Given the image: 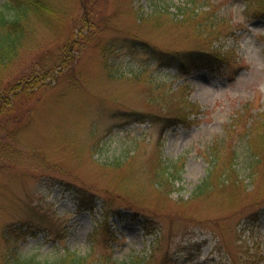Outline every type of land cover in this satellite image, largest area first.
Returning <instances> with one entry per match:
<instances>
[{"label":"rangeland","instance_id":"1","mask_svg":"<svg viewBox=\"0 0 264 264\" xmlns=\"http://www.w3.org/2000/svg\"><path fill=\"white\" fill-rule=\"evenodd\" d=\"M56 1L69 10L67 25L57 32L33 23L34 48L22 51L15 78L40 60L59 62L61 47L91 16L84 0ZM98 1L107 52L86 42L50 86L0 115V156L7 155L0 157V264H11L14 255L54 262L68 251L87 264L111 255L120 263L246 264L249 249L264 242V160L252 178L248 142L258 132L248 126L264 113V20L257 17L264 0H196L190 26L183 24L185 0ZM209 16L224 20L220 36L212 44L206 31L191 38L192 25ZM133 35L161 49L231 48V63L182 77ZM184 97L202 106L200 114L192 115V126L160 137L156 116L170 115ZM117 159L124 161L118 169ZM158 159L164 167L183 164L174 186L154 184ZM232 163L243 180L236 203L233 188L193 197L211 171L221 175ZM78 196L96 200L95 210L79 206ZM107 201L119 218L106 219ZM8 225L25 227L16 248L5 243Z\"/></svg>","mask_w":264,"mask_h":264},{"label":"trees","instance_id":"2","mask_svg":"<svg viewBox=\"0 0 264 264\" xmlns=\"http://www.w3.org/2000/svg\"><path fill=\"white\" fill-rule=\"evenodd\" d=\"M196 0H185L180 3L184 6L183 14L186 15L184 21L190 26L195 24L194 17L190 16L195 12L196 7L194 4ZM86 5L87 14L91 15L83 19V30L75 33L67 43L61 47L62 57L60 61L55 63L53 66H47L38 61L35 63V67H32L30 73L24 74L20 78H15L12 67L19 60L22 51L29 46V49H33L34 42L30 41L33 39L32 36L33 23L40 22V24L51 27L54 31L63 30L67 25L70 17L68 8L62 5L61 2L56 0H5V2L0 6V115L9 112H14L16 108V103L20 100H29L37 92L50 86V83L54 80L65 69L69 68L71 64L76 61L77 50H80L82 45L86 42L94 43L95 47H100V50L105 49L107 52L108 48L111 46L109 40L101 45L103 39L102 35V24L97 22L100 20L99 15V1L98 0H84ZM260 5L264 7V1L260 2ZM158 12L154 11V14L148 15L157 16ZM141 17V16H140ZM258 18L264 20V8L259 10ZM148 18V17H146ZM143 18L142 19H146ZM220 20V21H219ZM224 20L217 19L212 21L211 17H207L204 21L199 22V25L195 27L192 25L193 29L190 32V37L193 39L201 38L204 31L209 33L210 42L214 38H218L222 32V22ZM107 25L109 30H117V27L111 23H103ZM206 28V29H205ZM134 36V35H133ZM131 38V39H130ZM129 39L133 42H138L139 45L143 46L145 50L148 48V54H150L154 60L165 65L168 68H175L179 75L186 76L189 75L193 70H199L201 68H206L209 72L215 73L218 70H224L231 63L230 55L232 49L228 51H223L222 47H214L212 45L211 49L202 50H178L173 48L161 49V47L149 46V42L142 38L134 36ZM212 44V42H211ZM104 51V50H103ZM65 68V69H62ZM137 77V76H136ZM50 80L51 82H48ZM181 90L185 91L187 94L186 84L181 87ZM188 95V94H187ZM202 106L193 102L189 97L181 98L177 102L174 109H168L170 112L167 115L156 116L157 122L162 125V133L160 137H163L164 132L169 128H176L179 126L190 127L195 122L192 119V115H199ZM198 118V116L196 117ZM249 129H257L256 135H250L248 138L249 142V163L250 169H252L251 177L255 178L258 173V168L260 163L264 160V113L255 116L253 122L248 126ZM5 129L4 124L0 119V133ZM162 143V140L159 141ZM251 153V154H250ZM0 157H7L3 153ZM238 158V157H237ZM128 158H126L127 160ZM231 159V158H230ZM239 159V158H238ZM125 160V161H126ZM232 160V159H231ZM229 161L230 163L232 161ZM121 159H117L113 162L115 168L121 167ZM159 165L155 172V185L158 187L169 184L174 186V182L177 181V175L181 177L183 164L177 161H169L168 167H164V163L161 161L157 162ZM235 163H232L227 168L224 169L221 175H207L201 183L196 187L193 193L194 198H209L212 194H224L226 189H230L234 192L232 200L234 203L239 199V191L242 186L243 180L239 177V172L235 169ZM237 170V172H236ZM79 206H83L85 210L94 211L95 201H88L83 196H78ZM111 202V201H110ZM94 204V205H93ZM93 205V206H92ZM109 201L104 202V214L106 219L119 218V211H115ZM133 211V209H130ZM136 216L138 213L133 211ZM144 214H142L143 216ZM254 219H252L253 221ZM34 224V223H31ZM25 228V227H23ZM23 228L18 231L12 228V225L5 227L4 240L5 243H12L13 247H17V242L20 235L23 234ZM27 230V228H26ZM249 256H247L246 264H264V242L256 241L248 251ZM112 256V255H111ZM106 258L101 262L102 264H141L140 261L134 260L132 258L130 261L124 263L117 262L113 257ZM232 258V256L229 255ZM11 264H87V260L74 252H65V255L59 257L54 262L39 261L35 258H22L20 255H14Z\"/></svg>","mask_w":264,"mask_h":264}]
</instances>
